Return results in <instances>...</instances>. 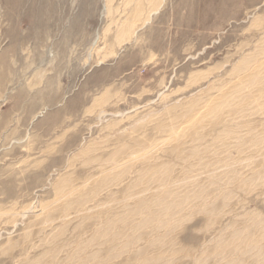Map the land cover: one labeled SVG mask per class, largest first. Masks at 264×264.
Segmentation results:
<instances>
[{"label":"rangeland","instance_id":"1","mask_svg":"<svg viewBox=\"0 0 264 264\" xmlns=\"http://www.w3.org/2000/svg\"><path fill=\"white\" fill-rule=\"evenodd\" d=\"M107 4L0 0V264H264V0Z\"/></svg>","mask_w":264,"mask_h":264},{"label":"bare ground","instance_id":"2","mask_svg":"<svg viewBox=\"0 0 264 264\" xmlns=\"http://www.w3.org/2000/svg\"><path fill=\"white\" fill-rule=\"evenodd\" d=\"M107 2H109V5H106V9L110 14L112 12L111 4L113 0H107ZM164 2L165 0H123L124 8L117 11H119V14H124L125 18H119L120 20L116 21L118 23L115 34L117 41L119 43L129 41L139 28L151 21L152 17L162 8ZM111 24L106 29V32L111 31Z\"/></svg>","mask_w":264,"mask_h":264}]
</instances>
